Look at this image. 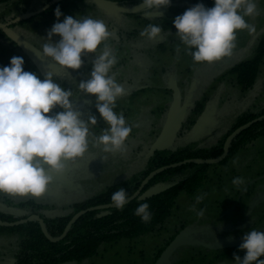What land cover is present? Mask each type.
Wrapping results in <instances>:
<instances>
[{
    "label": "rangeland",
    "instance_id": "obj_1",
    "mask_svg": "<svg viewBox=\"0 0 264 264\" xmlns=\"http://www.w3.org/2000/svg\"><path fill=\"white\" fill-rule=\"evenodd\" d=\"M256 3L260 15L246 18L248 23L255 26L256 32L249 34L247 30L239 31L237 47L233 55L211 65H194L191 56L184 50L178 38L168 34L170 32L163 33V38L158 42L162 41L165 50L159 51L162 54L161 65L156 64L155 66L160 71L165 69V78L162 73L160 76L159 74H152V76L161 81L163 77L165 88L163 87V90L146 88L137 97L129 96L122 100L118 106L119 110H115L124 116L127 123L132 125V133L125 145L126 153L108 155V159L103 161L100 157L106 154L99 148L90 146L88 156L75 165H68L63 175L54 177V182L49 185L43 197H17L0 193V212L13 216L17 221L31 218L30 216L36 211L47 217L67 215L77 203L100 195L113 185L133 180L139 176L155 152L165 153L179 148H209L226 137L228 139L232 134L230 133L232 126L239 116L249 112L259 113L264 108V63L255 85L247 90L239 84L237 76L229 73L238 64L256 56L259 41L264 37V0H256ZM197 4H200V0H171L168 7L159 8L152 16H144L143 19L150 21V24L159 25L161 21L158 20L161 17L174 20L175 17ZM32 6L30 13L45 8L41 3H35ZM131 6L136 5L131 4ZM131 6L128 5L123 9L110 0H73L61 11L63 15L60 17V22L66 16L76 18L89 15L102 19L109 31L113 33L111 41L114 42L116 38L114 33L118 30V24L120 27L124 24L123 28L128 29L129 23L132 26L133 21L138 22ZM17 13V11L11 14L5 13L0 18V22L9 24L3 21L9 20ZM46 18L48 16H41L39 19L45 20ZM124 20L125 22L122 23ZM133 25L136 27L139 23H133ZM51 26L40 22L35 25L18 26L14 31L33 49L39 51L44 42L41 38H47V32ZM139 28L142 31V22ZM59 39L60 37L54 36L53 42H58ZM111 46L119 59L113 72L117 74V81L124 83V76L130 73L133 78L137 70L135 69V72L131 74L130 70L128 71L130 62L122 59L115 45L111 44ZM177 47L181 48L179 54L176 52ZM33 52L36 56L35 64L30 63L22 51L14 48L11 42L9 43L3 35H0V67L9 65L11 57L20 56L25 61L24 67L31 69L33 66L40 71L41 79L51 72L57 83L65 89L73 90L74 93L77 92L76 84L90 77L95 59L93 54L84 56L82 67L79 70L65 71L43 59L36 51L33 50ZM157 79L148 74L147 82L149 85L152 83L158 85ZM160 84L162 85V82ZM173 85L178 87L182 101L179 116L171 128L169 127L167 134L169 111L173 104V94L169 90ZM90 97L92 96L80 95L81 111L85 114V120L88 113L97 116L98 125L92 128L91 132L94 136H99L107 126L96 112V102L88 103L87 105L91 108L87 111L83 110L85 109L83 100ZM199 107L202 112L198 114L196 112ZM55 112L58 110L54 109L49 115ZM191 119H196L194 125L190 124ZM183 124L188 127L185 128L184 133L180 132ZM165 131L166 138H164ZM230 171L237 172L238 177L243 178L245 183L239 187L233 185L234 177L230 179L227 177L232 176ZM224 172L230 174L223 176ZM183 176L179 174L177 178H183ZM207 176L208 183L205 191L208 194L200 193L198 196L202 197V200L199 203L196 201L198 196L192 198L185 193L181 194L178 208L173 211L163 231L137 239L133 244L124 240L120 244L106 245L100 249L101 256L97 254L82 264H116L117 255L115 256L114 253L117 250L122 252V249H119L121 247H124L127 252L128 249L131 251L136 249L138 258L139 249H144L145 258L138 259V261L144 262L145 260L148 264H160L159 259L163 251L159 252L177 234L182 236L181 245L173 257L162 264H194L195 261L201 264L200 261L204 256H212L214 257L212 262H216L219 259L215 254L218 253L217 251L220 252V263L234 264L232 261L234 254L243 258L245 255L243 251L236 253L228 250L229 253H226L228 249L226 243H230L231 248L240 246L241 244L236 245V243L243 240L246 232L252 229L264 232V137L242 150L225 167L211 168ZM223 177H227L226 183L221 185L220 190L218 188L213 190L212 197H210L208 189L217 187L218 181ZM257 179L258 182H254ZM250 183H253L249 187L250 195L243 196L242 202H238L241 197L239 192L243 194V189ZM257 192L261 193L260 200L253 205L251 201ZM229 196L231 201L227 199L225 202H215L217 197ZM31 203L33 207L29 205ZM38 205L41 206L40 209L37 208ZM201 210H203V216L199 215ZM16 237L18 236L8 232L0 234V264H13L16 261L14 259L18 240ZM223 244L226 246H221ZM208 262L204 261V263Z\"/></svg>",
    "mask_w": 264,
    "mask_h": 264
},
{
    "label": "clouds",
    "instance_id": "obj_2",
    "mask_svg": "<svg viewBox=\"0 0 264 264\" xmlns=\"http://www.w3.org/2000/svg\"><path fill=\"white\" fill-rule=\"evenodd\" d=\"M171 0H140L145 17L159 8H166ZM56 23L47 32V38L36 53L62 70L77 71L82 57L93 54L95 59L90 77L76 84L77 92L65 89L48 73L41 79L36 73L24 70L20 56L10 58L7 66L0 67V193L17 197H43L54 177L67 171L88 156L91 147L104 154L124 155L132 133V125L115 111L117 100L127 94L117 81L114 67L119 59L109 41L113 33L102 19L92 16L64 17L55 9ZM260 15L256 0H213V7L197 4L172 21L175 36L191 56L194 65H211L231 57L237 47V33L247 30L255 33L254 25L246 18ZM149 42L163 38L157 24H149L139 33ZM58 36V42L53 37ZM181 51L176 48L177 54ZM82 96L96 98V112L107 126L101 135L91 129L98 125L97 116L84 113L77 103ZM62 109L49 115L54 109ZM233 185L245 182L237 177ZM130 199L124 188L111 195V203L123 210ZM202 197L196 198L197 203ZM134 214L144 223L152 219L148 203H140ZM203 210L199 215L203 216ZM239 250L245 255H233L234 264H264V232L252 229L243 235Z\"/></svg>",
    "mask_w": 264,
    "mask_h": 264
},
{
    "label": "trees",
    "instance_id": "obj_3",
    "mask_svg": "<svg viewBox=\"0 0 264 264\" xmlns=\"http://www.w3.org/2000/svg\"><path fill=\"white\" fill-rule=\"evenodd\" d=\"M53 1L54 0H0V18L3 17L5 13L11 14V12L17 11L18 13L13 15V17H10L9 20L3 21L4 23H11L10 28L13 30H15L18 26L35 25L40 22H44L45 25L50 24L53 26L54 23L58 22L54 14L55 9L59 7V9L63 11L64 7L68 6L70 1L73 0H65V2L51 5ZM110 1H113L121 6H131V4H135L136 6H132L131 9L135 11L136 20L140 22L146 21L143 19L145 15L142 12L143 10L140 8V0H132L133 2L128 4H125V0ZM35 3H41L44 7L50 5V8L35 18L14 24V22L19 18L30 13L31 8L33 7L32 5ZM200 4L211 8L213 7V0H200ZM41 16H48V18L40 20L39 18ZM158 21H161L159 26L162 28L163 33L170 32L168 34H171V36L175 35L174 33L176 30L172 24L173 20L161 17ZM2 24L3 23L0 22V25ZM139 33L140 31H136L133 36L135 38L140 37ZM0 35H3L9 43L11 42L14 48L19 49L5 35L4 30L0 29ZM161 49L165 50L163 44L161 45ZM27 60L30 63L32 62L31 59ZM161 61L155 60L154 57H152L149 62L145 63L147 67L145 69L149 70V75L151 74V77L154 79L157 78L152 76V74L155 75L159 73V70L155 65L160 64ZM263 63L264 37L259 41L256 56L251 60L238 64L229 73L237 76L239 84L247 90L255 85ZM136 64L137 63H135V66ZM138 67L141 68L140 66ZM24 70L34 72L41 77L40 71L33 66L31 69L24 67ZM161 71L164 74L165 69L163 68ZM145 76L148 77V74ZM151 85L153 86L155 84L152 83ZM129 96H131V94H126L117 100L115 108L116 111L119 110L118 106L121 101ZM81 100L83 99L81 98ZM80 102L81 101H78L77 107L82 110V104H80ZM83 102L85 108L83 110L87 111L89 108V105L87 104L95 103L96 98L90 97L88 99H84ZM57 110L62 111V109L59 108H57ZM201 112L202 109L199 107L196 113L199 114ZM262 116H264V108L260 110L259 113L249 112L245 115L239 116L232 126L230 133H233L237 129ZM189 122L191 125H194V123H196V119H191ZM185 128L187 129L188 127L186 124H183L180 132L184 133L186 130ZM263 137L264 121L255 124L235 138L230 144L227 157L221 163L212 166L188 164L181 168L165 171L153 178L145 187L140 197L125 205L123 210H117L115 208L108 211H97L84 214L73 223L66 237L59 242H51L48 240L42 231L39 221L37 220H33L14 228L0 227V234L8 232L9 234H15L20 237L21 240L18 243L19 251L17 252V255H15V264H67L74 262L80 263L85 260L92 259L98 254V251L106 245L114 244L120 240L140 239L142 237L154 235L157 231H163L168 220L172 217L173 211L178 208V201L181 194L185 193L189 197L195 198L200 193L204 192L208 183L207 172L211 168L226 166L232 159L236 158L242 150L252 146L257 140ZM226 141L227 137L218 141L215 145L209 148H179L165 153L155 152L148 160L144 171L139 176H136L133 180L113 185L104 193L94 196L86 201L77 203L73 206L72 211L67 215L47 217L38 211L34 212V214L41 218L51 239L58 240L64 235L66 228L72 219L80 212L102 205H112L111 195L118 190V188H124L131 197L136 193L147 176L158 169L188 160L207 161L218 159L223 155L224 144ZM179 174H183V178H177ZM163 187L168 188L156 196L145 198L148 191ZM140 203H148L150 206L152 219L148 223L142 222L140 217L134 214L135 209ZM37 208L40 209L41 206L38 205ZM0 221L13 223L17 220L11 215L2 214L0 212ZM168 244L169 242H167L165 248Z\"/></svg>",
    "mask_w": 264,
    "mask_h": 264
},
{
    "label": "flooded vegetation",
    "instance_id": "obj_4",
    "mask_svg": "<svg viewBox=\"0 0 264 264\" xmlns=\"http://www.w3.org/2000/svg\"><path fill=\"white\" fill-rule=\"evenodd\" d=\"M124 2H125V4H128L129 2L131 3L133 1L132 0H125ZM121 7L123 9H125L126 5L125 6L122 5ZM126 14H128V12ZM124 22H125V20L122 23H124ZM133 23H139V26L141 25L140 21H138V22L133 21L131 23L132 26H130V23H129V28L126 29V28H123L124 24L121 27L119 26L120 24H118L117 25L118 26V30H117L116 33H114L116 38L114 39V42L110 40L109 43L115 45V49L118 50L119 54L121 53V55H122L121 57H122L123 60H125V62H130V65H128V63H127V65H128V68H129L128 71L130 70L131 74H133V72H135V69L137 70V73H135V76H133V78L130 76V73H128L127 76H124V83L123 82L121 83V84H123L124 88L127 90V94H129V95L131 94V96L137 97V95H140L141 92H143L146 88H153V89L163 90V87H164V79H163V77H162V81H161V79H159V80L157 79L158 85L156 83H154L155 85L152 86L151 84L150 85L148 84L147 79H146L147 76H145L146 74H149V70L145 69V68H147L145 63L149 62L152 59V57H154L155 60H160V61L162 60V54L159 52L161 50L162 41H160V42H158V41L157 42H149L145 38H142V39H140L141 37L140 38H138V37L135 38L133 36V34L136 31H141V30H140L139 26L135 27L133 25ZM125 24L128 25V23H125ZM149 24H150V21L142 22V26H143L142 30ZM161 52H162V50H161ZM26 58L29 59L27 56H26ZM32 62H33V64H35V61L32 60ZM131 62L133 64H131ZM135 63H137L136 66H134ZM138 66H140L141 68H139ZM161 73L163 74V72L159 70V73H158L159 76H160ZM163 76H164V74H163ZM161 82H162V85L160 84ZM224 146H225V144H224ZM222 167H225V166H222ZM220 168L221 167H217L216 169H220ZM231 172H232V176L231 175L227 176L228 179H230L231 177H234V178L238 177V173L237 172L230 171V173ZM227 173H229V172H224L223 176L227 175ZM219 174L221 175V173H219ZM227 177L221 178V180L218 181L219 183L217 184V187H213V188H209L208 189L210 197H212L211 195L213 194L212 193L213 190H215L216 188H218L219 190L221 189V185L226 183ZM254 182H258V179L255 180ZM253 183H250L249 185L246 186L247 188L245 187L243 189V191H242L243 194L241 193V191L239 192L241 197L238 200V202H240V201L242 202V199H244L243 196L250 195L251 192H250L249 187L252 186ZM258 193L259 192H257L256 195H255V198H254L255 200L252 199L251 204H253V205L257 204L258 201L260 200L261 193L260 194H258ZM203 194H208V193H206V191H204ZM227 199L230 200L231 199L230 196L229 197H225V198L224 197H217V199H215V202H218V201L225 202ZM29 205H31L32 207L34 206V205H32V203L29 204ZM23 206L25 207L26 205H23ZM32 216H38V215L33 213L30 217H32ZM223 236L226 238L225 234ZM16 238L18 240H17V246H16L17 249H16V252H15V255H17V252L19 251L18 243L21 240L19 236L16 237ZM142 238H140V239H142ZM176 238H180V245H181L182 236L177 234L172 240H170V242L168 241L169 244L166 246V248L163 250V252L167 249L168 246L171 245V243ZM135 240H137V239H135ZM135 240L132 239V240H126V241L132 242V244H133V242ZM123 241L124 240L117 241L116 244H120ZM226 244L228 246V249L225 251L226 253H229L230 251L231 252H236V253L240 252L239 246H236V247L234 246L233 248H231L230 247V243H226ZM110 245H112V244H110ZM221 246H226V245L223 244ZM218 247H220V246H218ZM119 249H122L123 253L121 251H119V250H117L114 253L115 256L117 255L116 264H148L145 260H144V262L138 261V259L142 260L141 258H143V259L145 258L144 257V251H145L144 249H139L140 250L139 251L140 254H138L139 258L136 255V249L131 251V249L127 248L128 252L126 251V249L124 247H121ZM178 249L176 251H178ZM228 250H229V252H228ZM176 251L174 252V254L176 253ZM217 252L218 253H215V254H217L216 257L219 258V259L216 262H212L213 261L212 259L214 257H212V256H210V257L204 256L201 259V261H200L201 264H224V263H220V252L219 251H217ZM173 255L171 257H173ZM98 256H101L100 255V250L98 251ZM103 256H105V255H103ZM122 260H125V261L123 262ZM85 261H83V262H85ZM204 261L205 262L209 261V262L208 263H204ZM83 262H80V263L74 262V263H67V264H82ZM13 264H15V261H14ZM194 264H198V263L195 261Z\"/></svg>",
    "mask_w": 264,
    "mask_h": 264
},
{
    "label": "water",
    "instance_id": "obj_5",
    "mask_svg": "<svg viewBox=\"0 0 264 264\" xmlns=\"http://www.w3.org/2000/svg\"><path fill=\"white\" fill-rule=\"evenodd\" d=\"M64 0H54L52 2V5L61 3ZM50 8V6H47L45 8H42L38 11L32 12V13H28L26 15H24L23 17L19 18L17 21L14 22V24H18L21 22H25L28 21L32 18H35L37 16H39L40 14L44 13L45 11H47ZM141 8V6H140ZM142 9V8H141ZM143 10V9H142ZM11 24H2L0 25V29L4 30L5 35L31 60L35 61V54L33 52V48L32 46L26 41L24 40L19 34H17L13 29L10 28ZM170 91L173 94V104L171 106V109L169 111V126L167 127V134L169 132V127L171 128L172 124L176 121V119L179 116V112H180V108H181V101H182V97H181V93L178 89L177 86L173 85L170 88ZM264 121V116L254 120L253 122L248 123L247 125L237 129L236 131H234L227 139L225 146H224V152L223 155L221 157H219L216 160H188L182 163H177L174 165H170L167 167H163L161 169H158L154 172H152L151 174H149L147 176V178L142 182L141 186L139 187V189L136 191V193L134 195H132L128 201L127 204H129L130 202L136 200L137 198L140 197V195L142 194V192L144 191L145 187L147 186V184L153 179L155 178L157 175L165 172V171H169V170H173V169H177V168H181L183 166H186L188 164H195V165H216L221 163L222 161L225 160V158L228 155L229 152V147L230 144L233 142V140L235 138H237L241 133H243L244 131L248 130L249 128H251L252 126H254L255 124H258L260 122ZM166 131L164 133V138L167 137ZM168 187H163V188H155L152 189L150 191H148L145 195V198H150L153 196H156L158 194H160L161 192L165 191ZM126 204V205H127ZM111 209H115V207L113 205H102V206H98V207H94L85 211L80 212L79 214H77L72 221L69 223L68 227L66 228V231L64 233V235L58 239V240H53L51 239V237L49 236L46 228L44 227V224L41 220V218L39 216H33L29 219H25V220H21V221H16L13 223H7V222H2L0 221V227H4V228H14L17 226H20L22 224H26L29 223L33 220H37L39 221L42 231L45 234V236L47 237V239H49L51 242H59L61 240H63L70 227L73 225L74 222H76L80 217H82L84 214H88L89 212H99V211H108ZM243 242L240 241L238 243H236V245L241 244ZM180 246V238H176L170 246L167 247V249L161 254V257L159 259V263L162 264L166 261H168L170 259V257L174 254V252L178 249V247Z\"/></svg>",
    "mask_w": 264,
    "mask_h": 264
}]
</instances>
